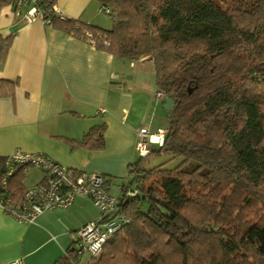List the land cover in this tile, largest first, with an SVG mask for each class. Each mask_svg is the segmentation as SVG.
<instances>
[{
    "label": "trees",
    "instance_id": "obj_1",
    "mask_svg": "<svg viewBox=\"0 0 264 264\" xmlns=\"http://www.w3.org/2000/svg\"><path fill=\"white\" fill-rule=\"evenodd\" d=\"M96 1L112 19L109 30L61 20L51 0H38L46 25L117 59L150 58L157 90L173 103L163 144L129 165L120 187L133 194L118 203L127 222L94 264H264V99L254 90L264 84V0ZM11 38L0 37V62ZM17 84L0 80V97ZM103 133L94 127L75 143L102 148ZM160 154L179 162L142 167ZM22 175L9 179L14 205L23 201ZM75 243L53 264L98 257L84 259Z\"/></svg>",
    "mask_w": 264,
    "mask_h": 264
},
{
    "label": "crops",
    "instance_id": "obj_2",
    "mask_svg": "<svg viewBox=\"0 0 264 264\" xmlns=\"http://www.w3.org/2000/svg\"><path fill=\"white\" fill-rule=\"evenodd\" d=\"M51 1L61 20L105 25L96 0ZM62 30L40 20L24 22L10 0L0 7V37L12 35L0 80L18 82L11 97H0V158L16 150L44 154L67 168L108 178V191L115 194L136 159L138 130L167 128L166 98L156 97L150 58L117 59ZM101 125L102 148L75 143ZM42 179L40 170L30 168L21 184L25 189ZM97 215L84 196L67 208L42 212L31 223L0 209V264H53Z\"/></svg>",
    "mask_w": 264,
    "mask_h": 264
},
{
    "label": "built area",
    "instance_id": "obj_3",
    "mask_svg": "<svg viewBox=\"0 0 264 264\" xmlns=\"http://www.w3.org/2000/svg\"><path fill=\"white\" fill-rule=\"evenodd\" d=\"M10 6L24 22L40 20L44 24L48 23L45 20L48 15L45 7L38 0H10ZM99 11L104 13L107 9L100 8ZM85 36L90 38L89 33ZM156 97L162 98L163 94L157 91ZM166 133V129L156 133L139 129L135 143L136 157L146 156L152 145L161 146ZM30 168L40 170L43 179L25 188L22 192V203L14 205L9 191V179L17 171L25 173ZM132 194L131 189L125 192L121 187L117 193L111 194L104 176L67 168L40 153L16 150L4 157L0 169V209L18 222L31 223L44 211L67 208L77 196L89 198L98 215L77 231L75 245L79 253L90 259L99 256L105 242L127 222L123 215L118 214V203L124 195ZM9 264H21V261L16 260Z\"/></svg>",
    "mask_w": 264,
    "mask_h": 264
},
{
    "label": "rangeland",
    "instance_id": "obj_4",
    "mask_svg": "<svg viewBox=\"0 0 264 264\" xmlns=\"http://www.w3.org/2000/svg\"><path fill=\"white\" fill-rule=\"evenodd\" d=\"M220 1H221V4H222L223 7L229 6L231 4V2H232V0H220ZM101 18L105 22V25L102 24V26L99 25L98 27H100L102 29H106V30L111 29L112 28V19H111V17L106 15V14H104L102 12ZM244 56L248 57L247 55H244ZM245 60H246V65L247 66H248V64H251L248 59H245ZM248 76L249 75H247V77ZM254 90H256L258 95L261 96L262 99H264V84L258 85V87H255ZM178 162H179L178 160H176L175 158L170 157L167 154L151 155L147 159L143 160L142 167L144 169H149V168H153V167L162 166V167H164V169L170 170V169H173L178 164ZM27 182L29 183L30 181L27 180ZM193 190L196 191V192H201V191H198V189H196V188L193 189ZM259 192H264V187L260 188ZM257 207H259V206H257ZM262 211H264V210H262V208H261L260 209V214L262 213ZM188 212H189V215H192V216H198L199 215L198 213H196L197 211L192 213L191 210H188ZM256 213H258V212H256ZM249 216H251V215H249ZM255 218H258V216L255 217ZM99 256L96 259L91 260V262L89 264H94V262L97 261ZM83 258L86 259V258H89V257L87 255H84Z\"/></svg>",
    "mask_w": 264,
    "mask_h": 264
},
{
    "label": "water",
    "instance_id": "obj_5",
    "mask_svg": "<svg viewBox=\"0 0 264 264\" xmlns=\"http://www.w3.org/2000/svg\"><path fill=\"white\" fill-rule=\"evenodd\" d=\"M172 101L170 99H166L165 100V104L163 106V109L166 110V111H169L171 106H172Z\"/></svg>",
    "mask_w": 264,
    "mask_h": 264
}]
</instances>
